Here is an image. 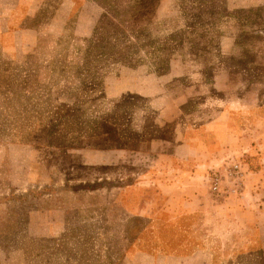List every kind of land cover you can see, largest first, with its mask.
I'll list each match as a JSON object with an SVG mask.
<instances>
[{"label": "rangeland", "instance_id": "1", "mask_svg": "<svg viewBox=\"0 0 264 264\" xmlns=\"http://www.w3.org/2000/svg\"><path fill=\"white\" fill-rule=\"evenodd\" d=\"M235 161L245 188L215 197ZM160 162L207 205L182 256L120 202ZM198 246L264 264V0H0V264H202Z\"/></svg>", "mask_w": 264, "mask_h": 264}, {"label": "crops", "instance_id": "2", "mask_svg": "<svg viewBox=\"0 0 264 264\" xmlns=\"http://www.w3.org/2000/svg\"><path fill=\"white\" fill-rule=\"evenodd\" d=\"M223 129V124H218L214 121L207 126V133L216 134L219 131H223ZM159 165L161 168H155L154 173L151 174V182L146 183L139 180L132 184L128 189L124 190L120 202L132 217L143 218L149 223L156 224L153 227L156 233L152 234L158 241L156 247L157 253L160 254L168 251L175 256H182L181 254H184L183 251L190 242L189 240L184 242V239L187 237L193 238L191 236L192 232L190 233L183 218L191 214L204 212L207 205L205 199L200 194L195 195L198 191V186L193 181L199 176L198 173L193 174L191 171L185 172L183 170L167 169L163 167V162H160ZM177 174L179 176L173 179V176ZM185 195H189L190 197L184 198ZM247 197L248 195L245 193L244 199L236 200L239 203L238 205L244 210H250L254 204ZM231 200L233 199L225 200L224 202ZM212 204L219 208L221 202L212 200ZM169 228L176 229L175 231L179 234L177 237L178 243L175 245L177 248L175 249L170 248L175 247L174 245L171 246L169 242H166L167 234L165 229ZM197 237L199 238L200 235L197 234ZM196 255L198 257L201 256L202 264H205V246H198V251L193 253V256Z\"/></svg>", "mask_w": 264, "mask_h": 264}, {"label": "built area", "instance_id": "3", "mask_svg": "<svg viewBox=\"0 0 264 264\" xmlns=\"http://www.w3.org/2000/svg\"><path fill=\"white\" fill-rule=\"evenodd\" d=\"M210 175V192L217 198L238 195L245 188L246 171L239 161L229 164L224 173L213 170Z\"/></svg>", "mask_w": 264, "mask_h": 264}]
</instances>
